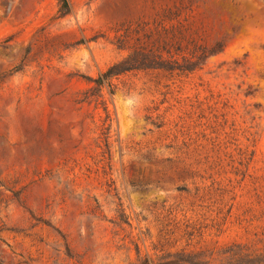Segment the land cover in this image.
<instances>
[{
	"label": "rangeland",
	"instance_id": "374dc122",
	"mask_svg": "<svg viewBox=\"0 0 264 264\" xmlns=\"http://www.w3.org/2000/svg\"><path fill=\"white\" fill-rule=\"evenodd\" d=\"M69 2L0 0V264H264V0Z\"/></svg>",
	"mask_w": 264,
	"mask_h": 264
},
{
	"label": "trees",
	"instance_id": "16d2710c",
	"mask_svg": "<svg viewBox=\"0 0 264 264\" xmlns=\"http://www.w3.org/2000/svg\"><path fill=\"white\" fill-rule=\"evenodd\" d=\"M59 2H60V6L58 9L59 13L61 15L67 14L70 11L69 0H59ZM137 52L138 51L132 52L124 60L110 66L105 72L100 74L99 77L94 80V82L97 85L101 86L102 83H104L111 76L119 74L124 71L141 69L144 67H155V68H163V69L165 68V66L163 65L164 60L158 59V57L156 56H153L154 58H150V56H146V55H143V57H139L140 54H138ZM179 69L181 70L188 68L179 67ZM185 261L188 262V264H206V262H202L200 260L186 259ZM145 264H151V263H149L148 260H146ZM162 264H177V262L171 260L164 262Z\"/></svg>",
	"mask_w": 264,
	"mask_h": 264
}]
</instances>
